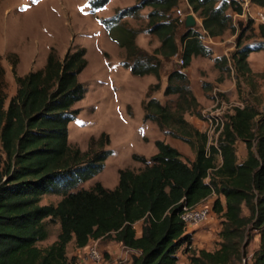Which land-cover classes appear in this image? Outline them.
Here are the masks:
<instances>
[{"label": "trees", "instance_id": "1", "mask_svg": "<svg viewBox=\"0 0 264 264\" xmlns=\"http://www.w3.org/2000/svg\"><path fill=\"white\" fill-rule=\"evenodd\" d=\"M107 1L88 0V4L93 11ZM216 2L186 0L187 7L200 18L196 28H184L172 16L178 0H137L111 17L97 20L124 48L128 59L132 58L130 65L122 63L131 74H152L158 79L161 60L179 54L183 64L166 74L163 93H177L187 98L188 108H195L198 103L181 70L193 56L211 54L201 42L200 29L209 37L221 36L234 30L227 9L240 12L235 0ZM251 2L264 9V0ZM144 6L150 7L146 32L159 42L152 62H142L146 53L134 43L137 31L119 26L121 18L136 16ZM259 28L263 34L264 25ZM253 50L241 46L237 39L231 54L236 73L250 72L246 58ZM84 53L83 47H76L59 59L51 47L42 68L22 76L14 72V61L16 89L6 105L0 68V264H66L70 242L82 248L90 239L102 238L135 251L129 264H174L178 250L188 251L191 243V233L185 231L179 217L181 207L201 204L210 195L215 196L212 211L221 216L219 246L191 253L189 264H233L240 260L246 230L258 237L250 264H264V113L258 115L251 105L234 107L217 126L215 142L207 143L205 133L181 117L174 118L165 105L149 98L142 102L143 119L152 120L161 131L187 143L194 159L184 161L174 147L155 139L156 152L149 158L131 154L143 168L137 172L119 169L113 189L98 181L87 189L78 187L102 170L111 153L109 149L80 151L67 143V123L78 114L71 106L85 93L77 79L86 65ZM213 62L224 65L226 58L215 57ZM153 88H158V83ZM172 119L183 130L180 135L169 128ZM102 136L100 133V147ZM238 139L245 147L240 161L235 151ZM43 194H61V198L55 205L40 204ZM45 221L57 222L58 233L50 244L39 247L36 243L48 234ZM138 221L140 232L136 236L133 225Z\"/></svg>", "mask_w": 264, "mask_h": 264}, {"label": "rangeland", "instance_id": "2", "mask_svg": "<svg viewBox=\"0 0 264 264\" xmlns=\"http://www.w3.org/2000/svg\"><path fill=\"white\" fill-rule=\"evenodd\" d=\"M136 1L111 0L98 15L107 16L114 12L117 9L114 8L115 3L119 6ZM220 1L217 0L216 4ZM176 8L184 14L192 13L186 0H178ZM175 9L172 11L173 17ZM227 13L231 16L234 30L208 38L200 34L201 42L211 50V54L206 57L193 56L190 68H187L189 65L185 67L189 89L198 103L195 108H188L187 98L184 100L177 93H163L167 84L166 74L176 70L174 59L170 57L168 60H161L158 79L152 74H131L129 68L122 65H130L132 62L123 47L101 45L103 39L107 42L109 39L91 11L88 0H0V68L3 72L1 89L6 96L4 104L16 89L12 73L14 61V72L20 76L19 72L25 74L42 68L43 54L51 47L59 59L64 57L68 49L83 47L88 65L77 75V79L83 84L85 93L71 106L78 109V114L67 123V143L90 153L101 149L111 151L104 160L103 169L90 181L78 186L90 188L98 181L105 187H110V182L116 178L115 169L127 168L137 172L143 168V164L133 160L131 154H142L149 158L155 152V139L174 138L161 131L152 120L143 119L142 102L149 98L165 105L174 118L181 117L192 127L205 133L207 143L215 142L219 132L217 126L226 120L234 107L251 105L258 115L264 113V33L261 34L260 24L248 15H235L230 9H227ZM144 14L121 18L119 26L137 31L134 43L146 53L142 62H152L156 58L154 49L159 42L155 35L146 32L147 19ZM192 14L196 20L193 28H196L200 26V18L195 13ZM112 32L117 36L115 30ZM237 39L241 46L256 49L246 58L249 73H236L232 63L231 54L236 49ZM220 56L226 58L224 65L222 62L214 64L213 58ZM156 83L158 88L154 89L153 85ZM168 126L176 134L183 133L174 119L169 120ZM100 133L105 135L101 138V147ZM106 139L107 143L104 142ZM175 139L184 142L179 138ZM235 151L237 160L245 153L244 144L239 139L235 142ZM188 158L182 155L184 161L189 162ZM60 196L61 194H45L39 203L55 204ZM214 197L210 195L201 204L212 208ZM242 214H247L245 208L242 209ZM45 225L48 234L44 240L36 243L39 247L50 244L58 233L57 222L45 221ZM139 226L140 224H136V229ZM220 229L221 216L211 209L206 220L187 229L191 233L190 247L188 251H184L182 247L178 250L174 264H189L191 253L218 248ZM91 244L102 256L97 264H129L131 257L137 254L106 238L90 239L86 245ZM257 246V234L246 230L240 250L241 258L233 264H250V256ZM84 251V247L77 250L69 243L66 264H94L86 259Z\"/></svg>", "mask_w": 264, "mask_h": 264}, {"label": "built area", "instance_id": "3", "mask_svg": "<svg viewBox=\"0 0 264 264\" xmlns=\"http://www.w3.org/2000/svg\"><path fill=\"white\" fill-rule=\"evenodd\" d=\"M237 5L240 8L239 13H234L235 15L239 16H249L254 21L258 22L261 25H264V9L255 5L251 0H235ZM185 14L181 12L180 9H175V17L177 18L178 22H182L184 20ZM201 36L204 38H208L209 36L201 30ZM174 59L175 64L179 65V67L183 64L182 58L179 54H174L172 56ZM211 213V207L203 204H198L196 206H182L181 212L179 214L180 219L184 224V228L186 232L190 226L197 225L204 220H206ZM85 251L84 254L86 259L97 264L101 261V253L96 249L94 245H86L84 246Z\"/></svg>", "mask_w": 264, "mask_h": 264}, {"label": "crops", "instance_id": "4", "mask_svg": "<svg viewBox=\"0 0 264 264\" xmlns=\"http://www.w3.org/2000/svg\"><path fill=\"white\" fill-rule=\"evenodd\" d=\"M109 1H111V0H108L107 1V3L104 5V6H102V7H100V8H98V9H95V10H93V14L97 17V18H109V17H111L113 14H114V12L117 10V9H121V8H124V7H129V6H132V5H134L135 3H131V4H129V5H119V6H117V4L115 3V7L114 8H116L117 7V9L116 10H114V12L112 11L109 15H107V16H99L98 15V12H100L107 4H108V2ZM112 1H116V0H112ZM186 5H187V3H186ZM174 9L175 8H173L172 10H171V12L172 11H174ZM148 11H150V7L149 6H144V7H142L141 9H139L138 10V14H141L142 15V13H145L144 15H146L147 13H148ZM125 17H127V16H125ZM125 17H123V18H125ZM104 30V33L107 35V37H108V39L110 40V42H109V40H108V42L107 41H105L104 39L102 40V44L101 45H104V44H106V46L107 47H113V46H118V44L114 41V40H112L110 37H109V35H108V33L105 31V29H103ZM157 39V38H156ZM157 42H158V40H157ZM100 45V46H101ZM158 45V44H157ZM119 47V46H118ZM46 54H47V52L45 51L44 52V54H43V57L42 58H44V61H45V56H46ZM44 63V62H43ZM190 64V63H189ZM43 65V64H42ZM86 65H88V61H87V63H86ZM187 68H190V65L187 67ZM183 72L185 71V68L182 70ZM19 73H21L20 74V76H22V75H24V72H19ZM185 73V72H184ZM26 74V73H25ZM186 74V73H185ZM193 93H194V91H193ZM141 98H139V106H140V108H141ZM141 110H142V108H141ZM142 116H143V110H142ZM145 122V121H144ZM160 140H163V139H160ZM164 142H166L167 144H169L170 146H172V147H174L180 154H181V156L183 155V156H186V157H189L188 159H189V162H191L193 159H194V152H193V150L189 147V145H187V143H184V142H179V141H177L175 138H168V139H165V140H163ZM192 150V151H191ZM151 151V150H150ZM155 152H156V149H155ZM154 152V153H155ZM149 153H151V152H149ZM154 153H151V155H153ZM139 155H142V154H139ZM142 156H144V157H146V155H142ZM243 157L241 158V159H239V161L240 160H242L243 158H244V156H245V153H244V155H242ZM107 158V157H106ZM103 167H104V164H103ZM103 169V168H102ZM119 169H122V168H117V169H115V173H116V178H115V180H113L112 179V182H110V187H105L103 184H101L103 187H105V188H107V189H113L115 186H116V184H117V179H118V175H117V170H119ZM93 178V177H92ZM92 178H90V179H88V180H86V181H84V182H88V181H90ZM84 182H82V183H84ZM82 183H81V185H82ZM85 189H87L86 187H85ZM45 194H43L42 196H44ZM41 196V197H42ZM41 197H40V199H41ZM60 198H61V196H60ZM60 198H59V200H60ZM58 200V201H59ZM220 200H221V202H223V198L222 197H220ZM40 201V200H39ZM57 201V202H58ZM56 202V203H57ZM55 203V204H56ZM55 204H53V205H55ZM136 224H140V222L138 221V222H136V223H134V225H133V227H134V229H135V235L136 236H138L139 235V230H140V226H139V228L138 229H136V227H135V225ZM70 243H72V242H70ZM68 246V245H67ZM76 248V247H75ZM83 248V247H82ZM82 248H76L77 250L79 249H82ZM66 249H67V247H66Z\"/></svg>", "mask_w": 264, "mask_h": 264}, {"label": "water", "instance_id": "5", "mask_svg": "<svg viewBox=\"0 0 264 264\" xmlns=\"http://www.w3.org/2000/svg\"><path fill=\"white\" fill-rule=\"evenodd\" d=\"M196 24L195 17L192 13H186L183 20V27L184 28H193ZM180 67L179 65L174 63V69L178 70Z\"/></svg>", "mask_w": 264, "mask_h": 264}]
</instances>
